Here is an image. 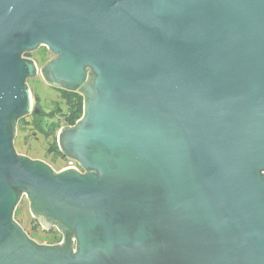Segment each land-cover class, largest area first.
<instances>
[{
    "label": "water",
    "instance_id": "1",
    "mask_svg": "<svg viewBox=\"0 0 264 264\" xmlns=\"http://www.w3.org/2000/svg\"><path fill=\"white\" fill-rule=\"evenodd\" d=\"M40 46L83 173L15 153ZM0 264H264V0H0Z\"/></svg>",
    "mask_w": 264,
    "mask_h": 264
},
{
    "label": "rangeland",
    "instance_id": "2",
    "mask_svg": "<svg viewBox=\"0 0 264 264\" xmlns=\"http://www.w3.org/2000/svg\"><path fill=\"white\" fill-rule=\"evenodd\" d=\"M49 56V50L44 46H40L28 57L35 63L36 67L40 69V67H42L49 59ZM26 85L31 96L32 105L34 104L35 98L38 97V101L45 112H49L52 109L53 100L56 102L59 101L57 94L49 89L45 83L40 80L39 76H36L35 79L29 80ZM32 131V128L28 127L27 129L25 125H22L21 123L16 124L15 136L13 139V146L16 154L25 156L31 160L42 161L54 172H58L71 165L68 159L54 157L52 153H49V142L40 135H33ZM71 166L77 167L73 165ZM13 216L16 223H18L22 229L27 231L30 228L32 219L25 196L20 199ZM43 229L46 230L47 228L43 227ZM32 237L42 241L53 240L52 235H45L40 232L35 233Z\"/></svg>",
    "mask_w": 264,
    "mask_h": 264
},
{
    "label": "trees",
    "instance_id": "3",
    "mask_svg": "<svg viewBox=\"0 0 264 264\" xmlns=\"http://www.w3.org/2000/svg\"><path fill=\"white\" fill-rule=\"evenodd\" d=\"M82 102L83 99L79 94L72 93L67 98L65 110L58 105L50 113L45 114L40 105H37L40 110L39 114L32 113L29 116H23L17 123L25 125L27 129L28 127L32 128L33 135H40L49 142V153H52L54 157H60L62 154L58 150L56 143L57 131L61 127L75 124L82 115ZM61 111L63 112L62 114L60 113ZM21 194L22 192H19V195Z\"/></svg>",
    "mask_w": 264,
    "mask_h": 264
},
{
    "label": "flooded vegetation",
    "instance_id": "4",
    "mask_svg": "<svg viewBox=\"0 0 264 264\" xmlns=\"http://www.w3.org/2000/svg\"><path fill=\"white\" fill-rule=\"evenodd\" d=\"M33 51L31 52H23L21 54V58L23 59H26V60H30V58L28 57L30 54H32ZM50 56H49V59L45 62V64H49L50 62H52L53 60H55L57 58V56L53 55L50 51ZM32 61V60H30ZM33 62V61H32ZM34 63V62H33ZM35 64V63H34ZM44 64V65H45ZM36 66V65H35ZM41 68V67H40ZM39 70L38 67H36V72H37V75L36 76H39L40 77V80H42L44 82V80L41 78L40 74H39ZM33 77V78H28L26 79L25 83H27L29 80H32V79H35L36 78ZM45 83V82H44ZM45 85L51 89L55 94H57V97L59 98V101L56 102V101H52V109L49 111V112H45L39 101H38V98H35L34 100V104L32 105L33 107V110L36 108L38 110V113L34 112L32 110L31 113H29L27 116L31 115L32 113H35V114H39L40 113V110L38 109L37 105H40V108L44 111L45 114H48L50 113L52 110H54V108H56L58 105L60 108H62L63 110L66 109V103H67V98L69 97V95H71L73 92H68V91H64V90H61V89H58V88H55L51 85H49L48 83H45ZM81 96V95H80ZM82 97V96H81ZM83 99V98H82ZM61 114L63 113L62 111L60 112ZM57 114V113H56ZM58 133V131H57ZM57 136V134H56ZM58 148V147H57ZM61 159H68L66 156H64L62 154V156H60ZM68 161L70 162L71 165L73 166H77V167H72L71 165L67 166L66 168H69V167H72V168H76L78 169L81 173H83L84 171H82V169L78 166L76 160L74 159H68ZM65 168V169H66ZM23 196H21L22 198ZM31 225H30V228L26 231L23 229L24 233L26 234V236L28 237L29 240H31L32 242H34L36 245L38 246H44V247H52V248H55V247H58L61 242H62V239H63V234L62 232L60 231L58 225L56 223H52L49 221L48 218L46 217H42L40 220H35L32 218L31 216ZM13 221H15L14 219V216H13ZM16 222V221H15ZM46 224L44 226H46V230L43 229V224ZM40 232L41 234H45V235H52L53 236V240L51 241H47V240H38L37 238H34L32 237V235H35V233H38ZM46 232V233H45Z\"/></svg>",
    "mask_w": 264,
    "mask_h": 264
}]
</instances>
